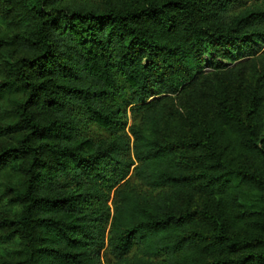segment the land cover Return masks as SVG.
Wrapping results in <instances>:
<instances>
[{
    "label": "trees",
    "instance_id": "trees-1",
    "mask_svg": "<svg viewBox=\"0 0 264 264\" xmlns=\"http://www.w3.org/2000/svg\"><path fill=\"white\" fill-rule=\"evenodd\" d=\"M241 2L0 0V264H264V0Z\"/></svg>",
    "mask_w": 264,
    "mask_h": 264
},
{
    "label": "rangeland",
    "instance_id": "rangeland-1",
    "mask_svg": "<svg viewBox=\"0 0 264 264\" xmlns=\"http://www.w3.org/2000/svg\"><path fill=\"white\" fill-rule=\"evenodd\" d=\"M263 0H259V2H262ZM254 2V0H242L241 4L243 5H251L252 3ZM263 49H264V45H262ZM244 58L242 59H239L238 61L240 60H243ZM218 60H222L221 58L218 59ZM224 63L228 64L229 66L230 65H233L234 61H231V60H222ZM205 70L207 71H214L215 69L212 67V65L210 66L208 63L206 64V67H205ZM154 97H157V95H154L152 96L151 98H154ZM132 123V118H131V113L128 112V126H127V131L129 130V126L131 125ZM105 133H102L100 132V135H104ZM8 178L7 174L6 173H2L0 174V193L4 187V182L6 181V179ZM113 193H112V196H111V199L109 201V205L110 206H113V201H112V198H113ZM195 203H198V205H203L205 204V196L202 194V193H197L195 195ZM113 211V210H112ZM19 212V207L16 206V205H12V204H9V202L7 201L6 198H0V213H10V214H15V213H18ZM8 246L9 244H3L1 245L0 247V254L4 253V251L6 252L7 249H8Z\"/></svg>",
    "mask_w": 264,
    "mask_h": 264
}]
</instances>
